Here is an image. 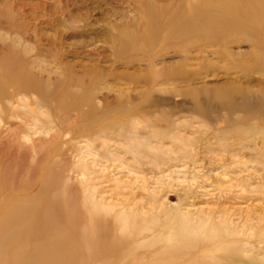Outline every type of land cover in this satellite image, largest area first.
Instances as JSON below:
<instances>
[{
    "label": "rangeland",
    "instance_id": "obj_1",
    "mask_svg": "<svg viewBox=\"0 0 264 264\" xmlns=\"http://www.w3.org/2000/svg\"><path fill=\"white\" fill-rule=\"evenodd\" d=\"M206 1L222 2L0 0V60L16 87L29 89L26 109L0 100V212L20 214L7 229L26 231L59 202L56 227L80 252L70 264L264 263L262 134L246 129L237 142L219 132L227 112L206 102V92L224 87L264 90V17L237 15L236 26L216 33L225 40L182 35L190 21H206ZM149 4L162 37L153 45ZM28 77L48 94L28 87ZM65 92L72 104L59 108ZM200 226L206 238L182 248ZM34 240L49 244L43 230ZM70 247L55 246L56 257Z\"/></svg>",
    "mask_w": 264,
    "mask_h": 264
},
{
    "label": "bare ground",
    "instance_id": "obj_2",
    "mask_svg": "<svg viewBox=\"0 0 264 264\" xmlns=\"http://www.w3.org/2000/svg\"><path fill=\"white\" fill-rule=\"evenodd\" d=\"M246 3L242 4L239 0H222L221 4L214 5L210 3V1L204 2V7L206 9V13L208 14L206 17V21L200 23L201 25L195 24V21L192 20L186 26L182 32V35L192 34L194 31L197 32H208L212 33L206 38L213 37L217 40H225L226 37H221L220 34H216L217 32L221 33L224 29H232L236 26L237 15H241L248 22L253 21L259 24L264 17V0H245ZM147 16L145 19L146 28L148 29L147 37L150 40V45H153L158 40H161L160 33L157 30V27L154 25L158 17L155 12V7L153 4H149L147 9ZM194 12V11H193ZM195 13V12H194ZM229 17V20L226 18ZM234 21V22H233ZM146 35H143L144 38ZM160 37V38H159ZM263 39V36L261 37ZM258 42V40H257ZM259 43V42H258ZM260 44V43H259ZM5 74H9L7 77L8 81L13 86H17L15 81H18L13 74V69L9 67L7 64V60L2 58L0 60V100L2 102L14 101V105H17L21 108H28L29 105L21 99L24 92L27 93L29 90L25 86L22 88L16 87L14 92L10 90L9 87L5 83L1 81ZM28 87L33 88L39 95H41L42 91L44 94H48V89L42 90L40 84L35 82L32 78L28 77L27 83ZM10 85V84H9ZM11 87V86H10ZM19 95V96H18ZM241 97V100L238 101L237 97ZM64 98H62L59 102L57 100V106L59 108L72 104V93L65 92ZM16 98V100H14ZM43 99V98H42ZM67 101L64 104V101ZM206 102L209 106L213 108H222L227 112L226 120H228V127L219 132H224L227 130L230 134H233V138L237 142H242V139L248 137V132L246 129H249L254 132V136H258L257 134H262V139L264 140V90L259 93H253L250 89H245L242 87L229 86L224 87L223 91L220 92H206ZM7 105V104H6ZM202 102L198 99L195 100V110L206 117L209 114V108L207 110L203 109ZM23 109V110H24ZM240 113L242 116L234 117L235 114ZM253 120H258L259 123L252 124ZM237 128L235 129V127ZM162 131L155 130L154 135H160ZM214 134V136H216ZM228 138H221L224 143L228 144ZM188 142L185 143L187 145ZM187 147V146H186ZM3 203V202H2ZM1 203V204H2ZM59 202L54 203L52 206L50 205L47 209L42 212H39L36 216L32 218L30 225L27 227L26 231H20L18 229H7V224H14L18 220V216L20 215L18 212H14V210H4L3 213L0 212V252L5 250H12L11 255H8L6 260H2L0 258V264H70V261L79 255V249L76 247V244L73 243V235L67 230L58 229L56 226L60 220V214L56 206ZM1 208H5V205L1 206ZM6 209V208H5ZM7 229V230H6ZM44 231L48 235V240L46 243H49L47 246H40L34 240L36 239V234L38 231ZM205 227H192L188 230V236L184 237L183 247L189 246L193 244L197 238H202L207 236L204 233ZM264 232V229L262 230ZM210 239L216 238L219 236L217 232L212 231L210 234ZM172 234H169L170 240L172 239ZM24 242L25 244H30L32 247L30 254H26L25 249L19 248L18 244L20 242ZM55 246L58 248H65V246H71L70 250H65L64 256L55 255ZM226 250V249H225ZM69 254V258L66 255ZM1 257V256H0ZM227 257V256H226ZM248 257V256H247ZM9 259V261H8ZM240 262L244 264H264L260 263L256 258H250L249 260H244V258H238Z\"/></svg>",
    "mask_w": 264,
    "mask_h": 264
}]
</instances>
